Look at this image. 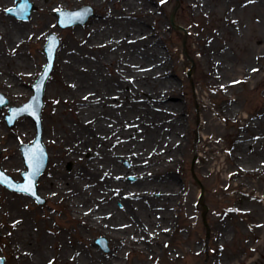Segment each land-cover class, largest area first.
<instances>
[{"label":"rangeland","instance_id":"obj_1","mask_svg":"<svg viewBox=\"0 0 264 264\" xmlns=\"http://www.w3.org/2000/svg\"><path fill=\"white\" fill-rule=\"evenodd\" d=\"M9 1L12 5L4 10L3 15L20 29L22 43L19 51L12 54L7 50L13 48L8 42L3 51L0 50V56L7 62L5 67L13 69V74L9 75L13 85L16 83L23 91L29 92L28 96L14 102L0 88V96L6 101V105L0 107V166L16 181H21V173L25 171L20 146L32 143L36 127L31 118L21 117L11 128L5 117L9 108L21 107L33 95L31 87L46 64L44 45L47 36L56 35L59 46L45 85L41 111L42 139L49 155L47 167L37 180L38 194L44 204L39 205L33 198L0 185V258L4 259V264H18L12 245L26 236L28 241L24 247L28 258L46 250L48 259H42L41 264H54L61 247L60 233L67 238L70 247L81 248L84 253L92 250L97 255L95 260L102 264L118 251L114 242L104 234L84 229L65 212L68 206L80 205V202H71V193H75L72 184L81 179L83 172L91 171L94 163L96 166L99 163L96 158L92 161L91 153L82 154L83 160L71 158L68 141L79 131L74 122L75 114L60 111L59 120H53L56 127L50 129V115L54 108L45 93L47 86L58 84L61 77L59 59L62 52L84 61L94 57L103 59L113 51L117 55L111 61L112 67L101 66L105 79L111 82L110 91L116 87L115 72L130 84L124 90L125 95L112 98L116 127L110 134L112 140L108 150L121 167H130L129 160L118 155L121 148L128 145L135 149L140 142L147 140L149 132L143 130L144 124L160 118L146 99L135 94L134 87L142 89L148 96L149 86H158V79H161L159 67L164 63L171 73L169 78L181 93L178 98H170L171 102L178 104L176 119H179L182 148L175 164L178 195L172 209L173 221L167 228V242L152 250L153 253L150 248L142 246L147 256L131 253L123 257L122 264H234L240 259L246 264L253 259H257L256 264H264V243L254 255H249L252 246L264 239V210L261 203L253 199L255 193L264 190V175L259 171L264 164V123H253L254 119L264 115V0H64L61 3L29 0L34 10L28 21L8 14L15 7V0ZM195 1L199 4L194 5ZM85 6L93 10L86 23L66 29L57 26V10L74 11ZM108 18L128 24L133 40L113 39L109 48L98 52L82 48L81 42L86 43L97 29L92 25L98 22L100 27ZM172 18L175 28L171 24ZM103 26H109V23ZM129 45L136 52L134 55L146 57L151 56L147 51L152 48L157 66L145 74L137 71L132 61L134 56L130 57L123 50V46L128 48ZM207 47L212 48L211 59L227 56L226 70L219 76L225 83L222 86L218 80L212 79L211 69L205 61ZM25 66L30 76L34 74L32 79L24 76ZM78 70V74L83 73L81 68ZM243 77V83L237 82ZM145 79L147 84H144ZM140 81L144 85H139ZM58 93H63L60 86ZM65 107L61 104L59 108ZM235 109L237 120H232L230 112ZM169 112L176 110L169 109ZM218 114L226 118L218 119V128L215 129L211 122L219 117ZM102 116L104 113L100 112L99 117ZM242 122L246 123L244 132ZM54 135L55 139L51 140ZM240 136L248 143L243 159L252 172L243 185L236 186L233 180H226L231 174L232 162L225 154L232 150L234 141ZM205 137H214L221 150L212 151L213 144L205 141ZM103 158L100 155L99 161L102 162ZM87 179L82 190L91 195L100 193L106 182L98 175ZM53 180L65 185L59 186L55 192L41 190L44 183ZM117 181L123 185L114 189V196L121 200L113 201L107 223L138 236L140 230L133 218L138 208H131L125 217L120 213L127 197L123 186H133L136 178L127 174L117 177ZM66 182L69 189H63ZM152 204L149 202V209L156 218L152 227L156 224L163 226L164 211ZM20 226L27 228L22 232ZM25 233L28 234L24 237Z\"/></svg>","mask_w":264,"mask_h":264},{"label":"bare ground","instance_id":"obj_2","mask_svg":"<svg viewBox=\"0 0 264 264\" xmlns=\"http://www.w3.org/2000/svg\"><path fill=\"white\" fill-rule=\"evenodd\" d=\"M54 1L61 3L64 0ZM93 1L97 2L98 0ZM193 4H199V1H195ZM11 5L12 2L9 0H0V50L3 51V46L8 45V42H10L13 48L8 47L7 50L9 53L15 54L19 51L22 43L20 40L22 39V32L8 17L3 15L4 10L11 7ZM108 23L109 26L101 27ZM101 26L99 27L98 22L92 25V27H97V29L86 43L81 42L82 48L98 52L103 48H109L113 39L120 40L121 38H126L133 40L132 30H130L129 25L126 23L119 21L116 23L112 18H108L106 24L101 22ZM123 50L130 57L134 56L132 57V61L135 69L139 72L143 71L145 74L151 72L157 66L156 54L152 48L149 49L150 51H147L151 54L149 57L141 54L134 55L136 52L132 50L131 45L128 48L123 46ZM211 50V47L205 48V61L211 69L212 79L214 81L218 80L219 86H222L225 83L223 80L221 81L219 76L226 70L227 56L221 55L223 57L219 56L220 58L216 60L211 59ZM65 54L63 55L62 52V57L59 59V73L61 76L58 80L59 85H48V91L46 89L45 92L54 108V113L50 115L52 119L50 129L52 126L56 127L53 120H59L58 114L60 111H69L75 114L74 122L77 123L79 131L73 134L70 141H68L71 158L83 160L82 154L91 153L92 161L96 158L99 163L96 166L92 162L94 163L91 166L92 170L83 172L81 179L72 184L75 193H71V202H80V205L79 207L74 206V208L73 206H68L65 212L70 218H73L84 226V229L104 234L117 246L118 251L111 260L106 261L104 264H122L123 257L131 253H142L144 254L143 257H145L147 255L144 253L142 246L150 248V253H153L152 250L166 244L167 228L171 226L173 221L172 209L176 205L178 195L175 164L178 161V153L182 148V135L180 134L178 125L179 119H176L179 114L178 104L171 102L170 98H178L181 93L176 89L173 80L169 78L171 73L164 63L159 67L161 79H158V86H149L150 92L148 96H145V92L142 89L134 87L135 94L138 97L146 99L152 107L153 112L158 113L160 118L153 119L152 122L144 124L143 130L145 133L149 132L147 140L145 139L140 142L135 149L129 148L126 145L118 152L121 158H126L130 162L129 168H123L117 160L110 156L108 150L112 140L110 134L113 128L116 127L113 119L112 106L114 102L112 98L116 95L119 97L125 95L124 90L130 84L122 78L121 74L115 72L117 75L116 87L110 91L111 82L105 79L101 71V66L103 65L112 67L111 61L113 58H116V51L109 52L103 59L94 57L84 61H80L74 55ZM2 59L0 56V88L3 93L14 102L21 100L23 96H28L29 92L23 91L16 83L13 85L12 80L10 81L9 77L11 73L13 74V69L6 68L7 62ZM27 68V66L24 67V76L32 79L34 74L30 76ZM79 68L85 74H78ZM2 69H5V71H2ZM256 70L253 72L255 73ZM145 81L146 83L144 84H147V79ZM141 82H138V84L144 85ZM237 82L243 83L244 77L240 78ZM58 86L63 90V93H58ZM61 104H65L66 107L64 109L59 108ZM169 109L170 111L176 110V112H169ZM100 112L104 113V116L99 117ZM230 114L232 120H237L236 109L230 112ZM218 115L219 117H215V120L211 122V127L215 129L218 128L216 121L220 118L224 120L226 118L221 114ZM125 118H128V116H125ZM257 122L264 123V115L261 118L253 120V123ZM245 126L246 123L242 122V132L245 131ZM55 137V135L51 136V140H54ZM243 138V136H240L236 139L232 150L227 151L225 154V157L232 162L230 166L231 174L226 177V180H233L236 186L243 185L248 175L252 172L243 159L248 144L245 143ZM205 141L213 144L212 151L221 148L216 146V139L214 137H205ZM97 146H100V149H96ZM100 155L104 156L102 162L99 161ZM224 161L222 162L224 163ZM219 170L220 172L223 170L221 166ZM259 171L264 175V164L260 167ZM127 174L134 176L136 182L133 186H123L127 197L124 198L123 211L120 213L125 217L128 214L127 211L131 210V208L134 206L138 208L136 215L133 217L135 222L137 221V226L140 230L138 236H133L126 229L123 232V230H118L116 227H110L107 223V214L113 208V201L115 199L121 200L114 196V189L123 185V182L117 181V177ZM97 175L106 179L101 192L91 195L88 191L82 190L88 182L87 178H96ZM61 185H65V183L53 180L49 184L44 183V186H41V190L55 192ZM66 185L63 189H69L70 185L67 182ZM125 185L127 184L125 183ZM248 192L251 193L250 190ZM253 199L258 203L260 202V206L264 210V190L255 193ZM149 202L158 205V208L164 211L163 226L156 224L155 227H152L156 218L152 216L153 213L149 209ZM109 205H111V208H109ZM26 228L27 226L23 227V229L20 226L22 232ZM27 234L25 233L24 237ZM59 236L61 247L58 250V256L54 258V264H102V262L95 260L97 255L92 250H89V252L86 250L84 253L81 248L70 247L64 234L60 233ZM27 241L28 237L26 236L21 242H14L12 245L13 256L18 261V264H41L42 259H48L46 250L33 258H28L27 249L24 247ZM263 243V238L258 240L249 250V255H254ZM256 262L257 259H253L247 264H256ZM234 264L246 263H243V260L240 259Z\"/></svg>","mask_w":264,"mask_h":264},{"label":"water","instance_id":"obj_3","mask_svg":"<svg viewBox=\"0 0 264 264\" xmlns=\"http://www.w3.org/2000/svg\"><path fill=\"white\" fill-rule=\"evenodd\" d=\"M15 2L16 7L10 10L9 13L18 19L24 21L29 20L31 12L34 10L33 4L29 2V0H15ZM56 14L58 16V27L66 29L68 27L86 23L89 17L93 15V10L91 7L85 6L75 11L59 10ZM171 24L175 27L173 18ZM58 46L59 39L54 34H50L45 46L47 64L32 87L34 95L23 107L11 108L9 110V115L6 117L9 127H13L15 121L23 115L31 117L36 124L37 135L33 143L31 145H21L20 147L24 166L26 167V172L21 174L23 182H16L12 178L6 176L0 167L1 184L7 186L13 191L27 194L40 205L44 204V200L38 195L37 180L46 169L48 163L47 150L42 143L43 132L41 125V110L43 108L45 85L53 68L55 52ZM5 103L6 102H0V106H4ZM26 188L28 191L24 190ZM0 264H4L3 258H0Z\"/></svg>","mask_w":264,"mask_h":264},{"label":"snow or ice","instance_id":"obj_4","mask_svg":"<svg viewBox=\"0 0 264 264\" xmlns=\"http://www.w3.org/2000/svg\"><path fill=\"white\" fill-rule=\"evenodd\" d=\"M25 191H28V189L26 188V189H24Z\"/></svg>","mask_w":264,"mask_h":264}]
</instances>
